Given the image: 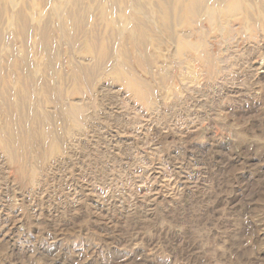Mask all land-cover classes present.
Returning <instances> with one entry per match:
<instances>
[{"label": "rangeland", "instance_id": "374dc122", "mask_svg": "<svg viewBox=\"0 0 264 264\" xmlns=\"http://www.w3.org/2000/svg\"><path fill=\"white\" fill-rule=\"evenodd\" d=\"M16 1L0 0V217L16 216L0 264H264V0L238 43L178 0ZM177 20L205 43L195 84Z\"/></svg>", "mask_w": 264, "mask_h": 264}, {"label": "bare ground", "instance_id": "6f19581e", "mask_svg": "<svg viewBox=\"0 0 264 264\" xmlns=\"http://www.w3.org/2000/svg\"><path fill=\"white\" fill-rule=\"evenodd\" d=\"M69 1V2H68ZM181 1L182 5L179 6L181 7L179 9V7L176 8V11H178L179 14H184L183 10H185V17H183V19L189 22L190 26L194 25V24H198L200 27L204 28V32H209L211 33V37L210 39H213L215 41L216 39V33H223L226 30H229L231 33H233V35H235L234 38H232L231 36H228L232 41L231 43H238L240 40H238V38H240L242 40L243 37L248 36V37H254L253 33H251L250 31V26L254 24V19L257 16L258 10H260V8L257 6L256 3H258V1L254 0V2L252 0H226L224 3H219V0H178ZM8 2V1H7ZM6 2V3H7ZM10 2H12L13 6L16 8V4L15 2H17L15 0H10ZM71 3L73 2L72 0H47L46 4L48 5H54V4H62V3ZM4 3V1H3ZM5 3V4H6ZM9 3V2H8ZM254 3V4H253ZM4 4V5H5ZM132 4V3H131ZM160 4V3H159ZM8 5V4H7ZM130 5V4H129ZM163 5V4H161ZM193 5H197L200 7L199 12H197L198 14V19L195 21H192L193 17H191V15H194V12H192L193 10ZM134 6V4H133ZM5 7V6H4ZM104 7L106 8H111L112 11L118 10L121 7L119 5H117L116 3H114V0H111L108 2V5L105 4ZM13 8V7H12ZM131 8V7H130ZM137 9V7H135ZM129 9V8H128ZM264 10V9H263ZM111 11V12H112ZM194 11V10H193ZM124 13V12H123ZM141 13V12H140ZM42 16V15H41ZM176 16V15H175ZM175 16L171 15L172 20H175ZM146 17V16H145ZM144 17V18H145ZM178 18V16H177ZM12 19V18H11ZM134 19V18H133ZM171 19V18H170ZM146 20V19H145ZM13 21V24H12ZM258 21V20H257ZM12 24V28H17L19 30V33L21 34V24L25 23L24 21V16L22 15L19 18H15L13 17V19L10 22ZM167 23H171L170 21ZM184 22L181 23V20H177V22L173 23L172 25L175 26V32L173 35V39L170 41L168 39V41L172 44L174 42L175 45V53L177 52V54H173V55H178L179 57V61L183 60H187L189 63V68L187 69V71L184 73L182 81L183 83H188V84H195L196 83V77H202L204 75V71L207 68V64H206V51H205V43L204 41H198L195 39V32L193 31V28H188V29H181V26L184 27ZM171 25V26H172ZM170 26V27H171ZM173 27H171L172 29ZM248 28V31L246 32V29ZM173 30V29H172ZM244 31L247 33L246 35H244ZM173 32V31H172ZM171 32V33H172ZM15 36V35H14ZM130 37V36H129ZM160 37V36H159ZM193 37V38H192ZM160 39V38H159ZM174 40V41H173ZM167 42V46H169V44ZM213 43V41H212ZM223 44H225V42L223 41ZM157 48V47H156ZM160 48H158L154 54L153 57L154 58H158L160 56ZM188 54H190V58L188 56ZM174 57V56H173ZM177 57V56H176ZM121 59V58H120ZM175 61V60H174ZM178 63V61H177ZM176 65V64H175ZM149 68V67H148ZM151 69V68H150ZM149 69V70H150ZM259 69H264L262 67V65L260 66ZM258 69V70H259ZM186 70V69H185ZM131 72V71H130ZM151 72V71H150ZM197 74V76H196ZM238 75V74H237ZM171 80V79H170ZM153 81V80H152ZM187 84V85H188ZM255 86V85H254ZM179 88L177 85H174L173 88H170L169 91H172V93H177L176 91H178ZM171 93V94H172ZM198 94V93H197ZM235 94V93H234ZM123 95V94H122ZM237 95V94H236ZM240 97V96H239ZM244 97V96H242ZM252 97V96H251ZM160 103V102H159ZM253 105V104H252ZM251 107V106H250ZM122 112V111H121ZM153 116V115H152ZM125 117V116H124ZM137 119V118H136ZM79 120V119H78ZM77 120V121H78ZM138 121V120H137ZM78 123V122H77ZM141 123V122H140ZM147 124V122H146ZM141 126V125H140ZM146 126V125H145ZM154 128V127H153ZM135 129V128H134ZM126 131V130H125ZM128 133V132H127ZM183 133V132H182ZM150 134V133H149ZM184 134V133H183ZM182 134V135H183ZM134 135V134H133ZM60 140V139H59ZM103 140V139H102ZM148 140V139H146ZM144 141V140H143ZM142 142V141H141ZM110 143V142H109ZM2 145V144H1ZM111 145V143H110ZM119 145V144H117ZM116 145V146H117ZM122 146V145H121ZM109 147V146H108ZM116 148H118L119 150L121 149L120 146H117ZM125 149V148H124ZM115 150V149H112ZM118 150V151H119ZM158 150V149H157ZM111 151V150H110ZM138 152V151H137ZM141 152V151H140ZM106 153V152H105ZM115 153V152H114ZM125 154V153H124ZM84 156V155H83ZM128 156V155H126ZM143 157V156H142ZM85 158V157H84ZM131 158V157H130ZM128 159V158H127ZM135 159V158H134ZM177 160V159H176ZM130 161V160H129ZM138 161V160H137ZM122 162V161H121ZM124 162V161H123ZM183 162V161H182ZM127 163V162H126ZM183 164V163H182ZM179 167V166H178ZM182 168V167H181ZM143 169V168H142ZM157 173H150V177H152L153 179H155L157 181V177L155 176ZM59 175V174H58ZM160 175V174H159ZM146 178V177H145ZM151 178V179H152ZM173 178V177H171ZM162 179V178H161ZM176 180V178H175ZM188 180V179H187ZM108 181V180H107ZM149 178H147L145 180L144 183L148 184ZM150 183V182H149ZM158 185V184H157ZM174 186V185H173ZM169 187V186H168ZM182 187V186H181ZM147 189H149V185H147L146 187ZM152 188V187H151ZM172 188V187H170ZM155 189V188H154ZM85 191V190H84ZM91 191V190H90ZM167 191V190H166ZM175 191L177 192L178 190L175 189ZM180 192H184V190H179ZM168 192V191H167ZM180 192L176 193L177 196L182 197L183 194H181ZM80 193V192H79ZM84 193V192H83ZM87 193V192H86ZM134 193V192H133ZM136 193V192H135ZM171 193V192H170ZM187 193V192H186ZM185 193V194H186ZM192 193V192H191ZM112 194V193H111ZM138 194V193H137ZM151 194H152V190H146V193L143 194V199H148L151 198ZM139 195V194H138ZM169 195V194H168ZM173 195V194H172ZM74 196V195H73ZM114 196V195H113ZM133 196V195H132ZM184 196V195H183ZM102 197V196H101ZM139 197V196H138ZM186 197V196H185ZM28 198V197H27ZM69 198V197H68ZM89 198V197H88ZM99 198V197H97ZM115 198V197H113ZM163 198V197H162ZM187 198V197H186ZM46 199V198H45ZM101 199V198H100ZM142 199V198H141ZM142 199V200H143ZM178 199V198H177ZM64 200V199H63ZM96 200V199H95ZM112 200V199H111ZM136 200V199H135ZM32 201V200H31ZM100 201H103L104 203L108 202L107 199H102ZM138 201V200H137ZM130 202V201H129ZM136 202V201H135ZM185 202V201H184ZM183 202V203H184ZM66 203V202H65ZM78 202H76V205ZM111 203V202H110ZM133 203V202H132ZM156 203V202H155ZM165 203V202H164ZM172 203V202H171ZM75 204V203H74ZM130 204V203H129ZM139 204V203H138ZM161 204V203H160ZM168 204V203H167ZM173 204V203H172ZM97 205V204H96ZM106 205V204H105ZM116 205V204H115ZM151 205V204H150ZM162 205V204H161ZM175 205V204H174ZM181 205V204H180ZM136 206V205H135ZM149 206V205H148ZM67 207V206H66ZM65 207V208H66ZM108 207V206H107ZM129 207V206H128ZM147 207V206H146ZM40 208V207H39ZM105 208V207H104ZM143 208V207H142ZM1 209V208H0ZM162 209V208H161ZM114 210V209H113ZM6 211V210H5ZM175 211V210H174ZM126 212V211H123ZM113 213V212H112ZM147 213V212H146ZM158 213V212H157ZM106 214V213H105ZM0 215H2V212H0ZM112 215V214H111ZM148 215V214H147ZM115 216V215H114ZM121 216V214H120ZM149 216V215H148ZM151 216V215H150ZM155 216V215H154ZM7 218H1L0 220L3 222L4 226L0 228V233L1 231L4 229V227L9 226V231L12 229V225L15 226V219L16 216L13 215V219H11L12 217H10V215H6ZM110 217V216H109ZM113 217V216H112ZM132 217V216H131ZM108 218V217H107ZM106 218V219H107ZM123 219V218H122ZM119 220V219H118ZM128 220V219H127ZM109 221V220H108ZM112 222V221H111ZM12 224V225H11ZM118 224V223H117ZM17 225V224H16ZM7 230V229H6ZM264 235V230L262 233V237ZM261 237V238H262ZM258 239V238H257ZM264 239V237H263Z\"/></svg>", "mask_w": 264, "mask_h": 264}]
</instances>
